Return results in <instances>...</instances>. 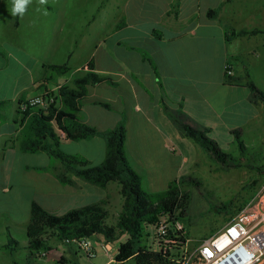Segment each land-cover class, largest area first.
Returning a JSON list of instances; mask_svg holds the SVG:
<instances>
[{
  "label": "crops",
  "instance_id": "crops-1",
  "mask_svg": "<svg viewBox=\"0 0 264 264\" xmlns=\"http://www.w3.org/2000/svg\"><path fill=\"white\" fill-rule=\"evenodd\" d=\"M176 1L179 7L175 14ZM248 1L97 0V14L92 21L103 18L108 29L95 41L89 59L76 68L70 83L87 71L88 63L93 60L96 72L109 77L114 84L89 87L79 118L96 128L99 135L77 142L85 150L76 152L75 156L85 158L93 167L102 165L107 147L104 133L115 129L124 119L127 158L141 176L142 188L150 194L162 193L153 189V185L164 184L166 180L157 171L153 174V146L165 153H179L178 169L181 164L184 168L189 160L187 153L194 147L179 120L200 130L207 129L209 137L221 147L235 144V138H231L234 130L229 123L238 124L235 130H241L242 137L247 130L262 131L264 102L246 84L251 81L261 91L264 87L261 78L264 75V9L249 7ZM47 8L59 12L62 23L58 40L65 42L69 38L67 28L74 8L64 9L61 4H47ZM213 9H218V14L211 19L208 14ZM62 10L65 11L60 14ZM36 13L38 21L45 19L40 8H36ZM1 18L2 11L0 25ZM11 25L17 31H36L35 21L26 12L23 16H13ZM240 31L256 33L236 36L235 32ZM116 35L118 39H114ZM44 50L45 44L21 46L0 38V59L7 62L0 65V102H8L0 109V194L10 201L0 206V221L6 220L8 225L21 228L26 234L34 203L61 217L95 204H103L110 210L114 206L112 196L120 195L117 183L104 188L94 185L67 172L60 162L17 164L8 159L9 155L26 154L21 152L18 143L22 129L18 113L20 101L47 93L58 95L62 86H68L67 82L49 89L45 66L69 64L52 62L45 57ZM140 50L153 58L163 87ZM14 60L19 64L14 65ZM227 64L233 69L232 84L225 76ZM70 68L68 74L73 73V67ZM72 142L62 140L67 145ZM61 175H66L71 183L64 182ZM174 181H178L177 175L165 185L169 188ZM22 217L25 219L20 220ZM94 239L97 257L100 250L106 264H118L115 258L120 242L106 244L98 238L95 243ZM105 244L110 252L104 249ZM146 244H151L150 235ZM50 247L52 250L38 259L39 264H82L83 254L75 245L51 242ZM61 247L64 249L60 251Z\"/></svg>",
  "mask_w": 264,
  "mask_h": 264
},
{
  "label": "trees",
  "instance_id": "trees-1",
  "mask_svg": "<svg viewBox=\"0 0 264 264\" xmlns=\"http://www.w3.org/2000/svg\"><path fill=\"white\" fill-rule=\"evenodd\" d=\"M178 7V1H176L173 5L175 14ZM217 14L218 9H213L209 11L208 15L214 19ZM123 25L124 23L119 27ZM255 33L256 31H240L235 32V35L243 36ZM140 52L143 59L153 68L163 87L153 58L145 50H140ZM45 68L48 80L65 76L72 70L66 64L46 65ZM226 79L229 84H232L233 77H226ZM105 83L114 84L112 79L96 72L94 61L91 60L87 65V71L77 76L73 80L72 86H62L59 89L56 103L48 109L28 105L27 109L22 111L21 105L27 100L20 101L18 113L21 115L22 129L18 143L21 152L26 154L45 153L50 158L62 163L67 172L103 188L111 183H117L123 198V210L116 225L108 224L110 212L103 204L88 206L58 217L45 210L41 205L34 203L31 208L26 243L21 245L15 240L10 242V244L16 245L17 251L24 252L25 264H39L38 259L42 257L43 253L48 254L52 250L50 243L54 240L61 243L65 239L81 237L94 239L98 237L106 244H115L120 242L123 236H127V239L119 244L118 254L115 258L116 263L126 264L134 261L136 264H173L168 255L148 249L145 244L146 231L162 215H168L172 220L174 218L182 220L189 208L190 198L178 187V181L172 182L168 190L162 193L150 194L144 191L141 176L133 169L127 158L126 121L122 119L115 129L104 133L107 141L106 157L100 166L93 167L85 158L70 156L61 150L62 140L80 142L99 135L96 128L80 120L79 114L83 101L88 96L89 87ZM246 87L264 102V92L258 89L253 82H248ZM7 105L8 102L1 101L0 109ZM104 106L110 107L106 104ZM178 123L186 136L195 141L205 153L219 164L231 166L235 161L237 162L232 155L227 154L215 140L208 136L207 129L200 130L180 120ZM232 134L235 137V143L242 151L240 155L243 157L247 147L242 132L234 130ZM61 179L66 183H71L66 175H61ZM244 206L238 207L237 214ZM186 237L188 238V235ZM182 242L184 244L186 239L182 238ZM2 250H10V245L3 246Z\"/></svg>",
  "mask_w": 264,
  "mask_h": 264
},
{
  "label": "rangeland",
  "instance_id": "rangeland-1",
  "mask_svg": "<svg viewBox=\"0 0 264 264\" xmlns=\"http://www.w3.org/2000/svg\"><path fill=\"white\" fill-rule=\"evenodd\" d=\"M75 1L73 3L70 0H47L46 4H40L39 0H32L26 9V14L28 13L29 19L35 21L33 28L36 31L34 33H31L29 29L17 31L12 28V0H6L0 4V11H2L3 16L1 18L2 25H0V38L9 42L15 41V44L21 46L45 44L43 53L46 58L56 64L68 62L69 66L73 67V73L54 80H48L49 89L57 84L66 85L67 82L68 86L73 85L70 80L75 76L76 68L82 66L84 61L89 59L92 49L96 45L95 41L97 42L99 38H102L108 29L103 18L92 21L93 16L97 14V0ZM47 4L51 6L61 4L64 5V9L66 7L69 9L74 8V16L69 21L70 27L67 28L69 38L65 42L58 40L61 30L60 24L62 23L58 17L59 12L55 9L49 10ZM246 4L249 7L260 6L264 9V0H250ZM36 8L41 9L45 16L44 20H37ZM64 11L62 10L60 14ZM118 38L117 35L114 37V39ZM229 38L231 39L230 35ZM77 39L78 43H76ZM70 53H72L71 58H69ZM13 63L14 65L19 64L16 60ZM3 64L5 65L7 62L0 59V65ZM261 78L264 82V75ZM262 88L264 92V87ZM128 106H132L130 97H128ZM247 118H249V115L240 123H245ZM229 125L233 130L238 129L237 123H229ZM132 135H134V132ZM231 138L234 139V135ZM243 140L247 147L243 153L244 158L240 155L242 151L236 143L228 145V147H221L227 154L232 155L237 160V162H234L235 166L233 164L231 166L219 164L192 140L194 147L187 153L189 160L184 168L181 164V168L178 169L181 161L179 153H165L162 149L153 146V174L157 171L158 175H164L166 178L165 183L177 175L178 187L183 193L189 195V208L181 221L187 231L188 238L191 240V247L197 246L228 224L237 214L238 207L246 205L255 196L264 193V128L262 131H245ZM61 150L67 155L75 156L76 152L85 150V146H80L77 142L68 145L62 143ZM8 159L15 161L17 164L33 163L35 161L50 162L52 164L58 162L46 154H18L15 157L9 155ZM165 183H160L155 187L153 185V189L165 192L168 188ZM112 201L114 206L109 210L108 224L116 225L123 210V198L121 194H116L112 196ZM9 202L6 196L0 194V206L4 207ZM24 219V217L20 218V220ZM10 226L6 220L0 221V264H25L24 252L17 251L15 249L16 245L14 243L10 244V242L15 240L24 245L27 241L26 233L21 228ZM149 233L150 230L147 228L145 244L148 241ZM97 239L98 237L94 239L95 243L98 241ZM126 239L127 236H123L120 242H124ZM54 242L60 243L56 240ZM5 245H10V250H2ZM63 249L61 247L60 251ZM98 251V257L94 260H89L82 255L81 263L106 264L107 260L104 259L100 250ZM127 264L136 263L132 261Z\"/></svg>",
  "mask_w": 264,
  "mask_h": 264
},
{
  "label": "built area",
  "instance_id": "built-area-1",
  "mask_svg": "<svg viewBox=\"0 0 264 264\" xmlns=\"http://www.w3.org/2000/svg\"><path fill=\"white\" fill-rule=\"evenodd\" d=\"M225 76H233L230 64L226 65ZM57 96L47 93L27 100L21 110L25 111L28 105L46 110L56 103ZM148 228L151 237L148 249L168 255L173 264H264V193L251 199L228 224L194 247L190 246L191 240L179 219L162 215ZM182 238L186 239L184 244ZM63 243L75 245L89 260L97 257L91 238L65 239ZM103 247L110 252L108 245Z\"/></svg>",
  "mask_w": 264,
  "mask_h": 264
},
{
  "label": "clouds",
  "instance_id": "clouds-1",
  "mask_svg": "<svg viewBox=\"0 0 264 264\" xmlns=\"http://www.w3.org/2000/svg\"><path fill=\"white\" fill-rule=\"evenodd\" d=\"M40 4H46L47 0H39ZM31 3V0H12V15L23 16L26 12L27 7Z\"/></svg>",
  "mask_w": 264,
  "mask_h": 264
}]
</instances>
